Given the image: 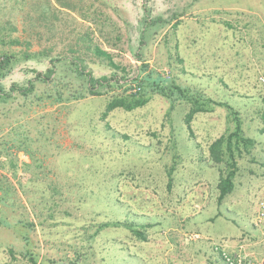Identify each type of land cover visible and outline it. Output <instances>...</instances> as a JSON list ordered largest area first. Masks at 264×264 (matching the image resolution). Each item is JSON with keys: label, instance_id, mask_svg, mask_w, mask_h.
Returning <instances> with one entry per match:
<instances>
[{"label": "rangeland", "instance_id": "374dc122", "mask_svg": "<svg viewBox=\"0 0 264 264\" xmlns=\"http://www.w3.org/2000/svg\"><path fill=\"white\" fill-rule=\"evenodd\" d=\"M193 34L203 46L183 65ZM3 53L7 92L57 61L0 99V264H225L222 251L264 264V0H0ZM218 56L238 79L201 90ZM77 63L110 85L90 94ZM170 83L228 103L256 141L220 203L226 165L208 145L233 115L215 105L190 128V103L158 92ZM115 97L147 102L107 111Z\"/></svg>", "mask_w": 264, "mask_h": 264}, {"label": "trees", "instance_id": "16d2710c", "mask_svg": "<svg viewBox=\"0 0 264 264\" xmlns=\"http://www.w3.org/2000/svg\"><path fill=\"white\" fill-rule=\"evenodd\" d=\"M13 42H17L14 39ZM94 52L99 55L110 59L109 53L101 49L98 46L93 47ZM34 55H37L34 53ZM14 55L5 54L0 56V77L5 75V72L10 68L12 58ZM57 59H51L49 61V67L45 71H35L33 78L29 79L24 86L12 85L10 91H5L0 85V99L8 97L13 89H18L21 94H26L30 92L34 86V81H50L55 73L54 62ZM75 72L79 75L86 77V82L88 84V90L90 94H98L96 89L99 87H104L105 85H110V80L106 76H101L95 78L92 76L89 70L81 67L80 63H77ZM14 86V87H13ZM158 92L164 96L166 99L173 100L175 92L178 93V97L186 99L189 96L190 89L187 87H180L178 84L170 83L167 86H158ZM193 96V95H192ZM200 99L199 97H189L187 101L190 103V108L185 114V122L189 123L192 116L197 112H208L211 111L215 105L223 106L229 110V113L233 115L235 125L234 128L227 132L219 135L217 138L212 140L208 145L209 157L210 159L219 164L225 163V172L221 174L217 182V202L220 203L224 197L229 194L234 187V179L238 171L237 158L241 157L242 154H249L250 150L254 147L256 141L254 138L248 137L244 134L241 121L238 116H234V111L231 106L225 102L216 101L210 97ZM147 102V98L136 97L134 99L115 97L107 105L106 110L109 111L116 107H122L125 110H131L133 108L144 105ZM264 119V113H263ZM136 234L141 235V232H136ZM143 237V235H141Z\"/></svg>", "mask_w": 264, "mask_h": 264}, {"label": "crops", "instance_id": "0c3cea01", "mask_svg": "<svg viewBox=\"0 0 264 264\" xmlns=\"http://www.w3.org/2000/svg\"><path fill=\"white\" fill-rule=\"evenodd\" d=\"M195 34H193V37L195 38V39H192L191 40V43H187L186 45L184 44V43H182V47L179 49L178 48V55H179V58H181L182 59V63H183V65L186 63V61H185V56H184V54H183V52H186V50L187 49H189V50H191V49H200V47H199V45L202 47L203 46V42H202V39H196V37L194 36ZM181 37H183L184 39H185V36H186V34H182V35H180ZM224 37L225 36H223L222 38H223V40H224ZM178 41H180V39H178ZM186 41V40H185ZM225 41V40H224ZM231 44L234 42V39H233V37L231 38ZM228 56H227V59L229 58V54H227ZM234 55V54H233ZM234 56H236V55H234ZM227 60H225V57L223 58V57H221V56H218L217 57V61H216V63H215V71H214V69H212V71L213 72H208V71H206V73H204V68L202 69V70H200L201 71V73L200 72H198V71H196V73H200V76H202L201 77V84H202V86L200 87L201 88V90H210V83L212 82H218L220 85H222L224 88H229V89H233V87H232V85L234 84L233 82H235V81H237V80H235V79H238L237 78V64H235V63H229L228 61L226 62ZM211 64V63H210ZM212 65H214V63L212 64ZM236 71V72H235ZM212 75H214V79H211V77H212ZM194 78H198V75L197 76H194ZM240 79V78H239ZM242 79V81H245L246 80V77L244 76V77H242L241 78ZM212 80V81H211ZM178 85L180 86V87H187L188 88V85H187V83H182V84H179L178 83ZM229 85H231V88L229 87ZM191 88H193V87H191ZM195 88V87H194ZM236 91V90H235ZM211 98V97H210ZM213 99V98H212ZM215 100V99H214ZM217 101H219V100H217ZM222 102V101H221ZM226 103V102H225ZM228 104V103H227ZM229 105V104H228ZM194 116L195 115H193L192 116V118L190 119V122L189 123H187V124H189V127L190 128H192V125H193V121H194ZM185 120V119H184ZM191 123H192V125H191ZM224 130V129H223ZM191 132H192V130H191ZM190 132V133H191ZM219 135H217V136H215L214 138H213V140L215 139V138H217ZM210 144V143H209ZM245 154V153H244ZM244 154H242V156L244 155ZM246 155H250L249 157H252V149L250 150V153L249 154H246ZM238 160V159H237Z\"/></svg>", "mask_w": 264, "mask_h": 264}, {"label": "built area", "instance_id": "2783aa9c", "mask_svg": "<svg viewBox=\"0 0 264 264\" xmlns=\"http://www.w3.org/2000/svg\"><path fill=\"white\" fill-rule=\"evenodd\" d=\"M259 83L262 88V92L264 95V75L259 76ZM260 208L258 213L259 219H264V196L259 202ZM221 256L225 264H252L250 260L246 259L245 257H241L239 255L230 256L225 252H221Z\"/></svg>", "mask_w": 264, "mask_h": 264}]
</instances>
